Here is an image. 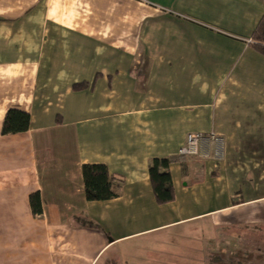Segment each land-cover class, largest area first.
Wrapping results in <instances>:
<instances>
[{
    "label": "crops",
    "instance_id": "1",
    "mask_svg": "<svg viewBox=\"0 0 264 264\" xmlns=\"http://www.w3.org/2000/svg\"><path fill=\"white\" fill-rule=\"evenodd\" d=\"M263 15L264 0H0V264L264 260L251 247L264 228ZM9 109L29 114L26 130L2 133ZM194 132L221 141L179 157ZM152 158L170 159L169 202ZM85 163L106 166L116 196L85 198Z\"/></svg>",
    "mask_w": 264,
    "mask_h": 264
},
{
    "label": "trees",
    "instance_id": "2",
    "mask_svg": "<svg viewBox=\"0 0 264 264\" xmlns=\"http://www.w3.org/2000/svg\"><path fill=\"white\" fill-rule=\"evenodd\" d=\"M253 39L264 42V15L253 32ZM77 87V85H74ZM29 123V114L17 109H9L4 117L2 133H15L26 130ZM168 158H152L148 164V176L151 182L155 199L158 203H166L173 199V187L169 173ZM85 198L88 201H104L116 196L113 189L115 180L108 174L103 164L85 163L81 166ZM29 205L34 215H41V202L38 192L29 195ZM75 219H78L76 217ZM82 222L91 224V220L80 218ZM79 219V220H80ZM83 224V223H82ZM249 253V252H248Z\"/></svg>",
    "mask_w": 264,
    "mask_h": 264
},
{
    "label": "built area",
    "instance_id": "3",
    "mask_svg": "<svg viewBox=\"0 0 264 264\" xmlns=\"http://www.w3.org/2000/svg\"><path fill=\"white\" fill-rule=\"evenodd\" d=\"M207 140H211L214 143L219 144V142L221 141V137L213 132H210L207 135L200 132L188 133L186 136L185 144L178 149L177 154L181 158L196 154L198 148Z\"/></svg>",
    "mask_w": 264,
    "mask_h": 264
},
{
    "label": "rangeland",
    "instance_id": "4",
    "mask_svg": "<svg viewBox=\"0 0 264 264\" xmlns=\"http://www.w3.org/2000/svg\"><path fill=\"white\" fill-rule=\"evenodd\" d=\"M259 231H264V228H260V229H257V228H255L254 229V236H255V239L254 240H256L254 243H252L251 244V247L254 249V250H258L259 248H261V247H263L264 246V242H261L262 240H261V238L262 239H264V237H261L260 239H256V235H258V232ZM260 237V236H259ZM262 262H264V260H261V262H260V260H259V263L260 264H263ZM258 263V264H259ZM254 264H256L255 262H254Z\"/></svg>",
    "mask_w": 264,
    "mask_h": 264
}]
</instances>
